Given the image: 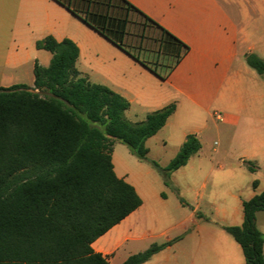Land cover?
Segmentation results:
<instances>
[{
    "label": "trees",
    "instance_id": "obj_1",
    "mask_svg": "<svg viewBox=\"0 0 264 264\" xmlns=\"http://www.w3.org/2000/svg\"><path fill=\"white\" fill-rule=\"evenodd\" d=\"M56 1L139 61L128 39L150 40L159 54L176 57V64L189 49L127 0ZM151 25L160 33L152 36ZM36 46L53 56L48 67L36 62L34 87H0V264H111L93 242L143 204L135 187L115 172V141L147 160L146 141L166 125L176 105L129 122L130 102L77 69L75 42L47 36ZM142 63L157 73V65ZM247 63L264 74L258 56L249 55ZM200 150L199 138L190 134L167 167L153 164L170 177ZM262 210L264 191L243 202L241 225L224 227L247 264H264V234L256 222ZM166 246L154 244L122 264H144Z\"/></svg>",
    "mask_w": 264,
    "mask_h": 264
},
{
    "label": "crops",
    "instance_id": "obj_2",
    "mask_svg": "<svg viewBox=\"0 0 264 264\" xmlns=\"http://www.w3.org/2000/svg\"><path fill=\"white\" fill-rule=\"evenodd\" d=\"M127 1L188 46L179 63L170 64L169 55L159 54L150 40L139 43L128 39V46L140 61L135 59L56 0H0V87L23 84V78L30 74L26 67L31 66L34 70L36 62L43 66L41 57L50 64L52 55L46 56L48 51L38 49L36 45L39 40L53 36L58 41L68 38L75 42L80 49L77 64L83 66L78 69L81 74L92 83L100 82L122 95L130 102L129 109L134 101L149 108L150 113L174 103V116L182 108L191 107L209 113L214 105L221 106L219 109L224 114H219L218 118L230 127L233 134L243 128L246 130L248 147L243 151L242 159L244 165L248 169L252 166L254 171L249 170L256 174L250 182L247 198L239 199L241 211L234 213L231 223L221 226L241 225L243 202L264 191V74L256 76L251 72L253 77L246 79L234 67L236 60L241 59V66L248 72V53L241 49L244 46L249 53L255 52L264 60V34L255 41L246 29H239L235 18L221 8L219 0ZM149 30L152 36L160 33L154 25ZM110 52L117 55L113 61ZM142 61L150 66L157 65V73ZM127 67L140 70L142 79L128 80ZM30 87H34V79ZM241 110L247 114L244 126H241V116L234 113ZM112 159L117 176L133 185L144 201L150 182L130 173H119L123 171L117 169L114 152ZM255 181L257 186L253 187ZM137 210L92 244L93 249L107 257L111 264V257L130 239L121 225L134 217ZM218 217L228 222L226 214ZM256 222L264 234V210L256 214ZM234 241L213 239L211 249L197 252V259L204 264H244L241 246Z\"/></svg>",
    "mask_w": 264,
    "mask_h": 264
},
{
    "label": "rangeland",
    "instance_id": "obj_3",
    "mask_svg": "<svg viewBox=\"0 0 264 264\" xmlns=\"http://www.w3.org/2000/svg\"><path fill=\"white\" fill-rule=\"evenodd\" d=\"M219 5L235 18L237 27L246 29L255 41L264 34V0H219ZM241 49L248 53L246 58L258 56L255 52L249 53L246 46ZM45 54L52 55L50 52ZM109 56L112 61L117 58L116 53L110 52ZM175 59L168 57L170 64ZM41 62L43 67H48L44 57ZM242 62L237 59L234 70H240L246 79L253 77L251 72L260 74L249 65L246 72ZM76 67L82 69L83 66L76 63ZM28 69L30 74L22 83L30 87L34 70L29 66L26 72ZM126 77L128 80L142 79L140 70L132 67L126 68ZM219 108L221 106L214 105L209 113L191 107L182 108L169 119V124L148 140L147 160H140L127 145L115 141L114 159L118 171H123L119 173L145 179L151 187L144 194V205L134 217L122 223L123 232L130 239L111 257L112 264H122L131 255L144 252L154 244L168 246L147 264H192V261L204 264L197 259V252L210 250L213 239L234 241L221 225L231 223L234 213L241 211L239 199L247 198L250 182L256 174L244 165L242 159V153L248 147L246 130L243 128L233 134L230 127L218 118L219 114H224ZM149 111L134 101L125 116L129 122L140 123L146 120ZM234 113L241 116L242 126L246 111ZM192 133L197 134L201 150L190 158L187 165L165 177L153 162L161 168L167 167L179 152L186 135ZM222 214L228 216V222L219 219L218 215ZM244 264H247L246 260Z\"/></svg>",
    "mask_w": 264,
    "mask_h": 264
}]
</instances>
